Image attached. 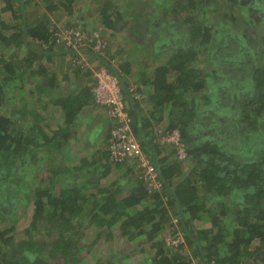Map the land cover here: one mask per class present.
I'll list each match as a JSON object with an SVG mask.
<instances>
[{
	"label": "trees",
	"instance_id": "obj_1",
	"mask_svg": "<svg viewBox=\"0 0 264 264\" xmlns=\"http://www.w3.org/2000/svg\"><path fill=\"white\" fill-rule=\"evenodd\" d=\"M2 1L0 111L6 108L7 113L0 112V264H90L86 253L95 249L99 241L113 243L115 248L117 245L123 247L122 243L126 245L123 252L106 249L104 256L94 264H132L126 246L138 239L134 246L136 250L138 248V253L143 254L146 246L149 249L147 257L143 255L144 264H192V260L197 264H264V152L251 149L255 157L251 153L242 154L238 140L240 134H245L244 137H249L248 134L255 137L257 134L264 141V70L261 64H257L256 55L246 49V43L237 42V38L229 34L221 46H213L209 54H204L213 42L215 26L212 18L209 20L208 12L201 13L202 9L220 2L237 5V0H172L175 5L173 15L179 20L178 24L175 22L171 26L177 25L182 33L174 34L176 36L170 39L173 48L170 56L153 69V109L160 115L166 103L172 102L177 107L176 114H171L163 132L178 130L188 159L196 165H205L194 166L185 173L176 157L171 160L161 157L159 145H153L149 139L151 133L142 137L139 135L140 145L154 165L161 184L160 189L151 192L139 177L127 188H121V177L117 179L111 165L117 167L125 162H109L110 133L106 138V151L99 152V158L91 164L85 161L81 168L75 169L80 172L97 163V171H86L82 180L74 177L76 174L68 169L56 168L55 154L67 139L66 130L73 126L78 113L90 104L94 77L89 68L78 65L73 70H76L77 76L86 79L85 85L75 93L67 91V76L61 79L58 76V53L54 52L58 45L49 31L47 15L33 22L28 9L32 3L30 0ZM44 1L46 12H56L62 7L66 14L73 13V0ZM127 1L121 0L117 10L111 0H103V5H100L97 14L100 15V29L107 46L106 36H113V31L120 35L122 30L117 26L123 19L122 14L132 9L127 6ZM243 1L246 4L250 0ZM34 7L38 8V4ZM197 12H200V17ZM251 12H248L249 24L264 46V21L253 24ZM230 18L232 21L236 19L231 14ZM65 26L71 27V24ZM75 27L82 28L77 24ZM185 35H190V38ZM64 51L69 54L70 66H74L78 54L71 49ZM83 53L91 54L97 65L105 66L118 76L122 88L120 74L128 72V64L116 61V65H112L111 61L118 56L117 53L110 55L106 50L104 56H99L89 48ZM206 61H211L213 65L209 73L204 71ZM208 77L212 79L210 91L215 92L216 116H220L217 120L198 114L201 106L197 102H193L188 109L180 101H184L185 94L201 93L207 86ZM14 79L18 80V86L13 84ZM32 79H40L41 83L29 94L54 101L64 115L65 122L57 130L41 125L39 121L43 119L28 110V106L13 108L16 99L26 100L27 95L23 92L25 82ZM134 89L139 93L141 91L137 86ZM65 91L67 96L60 97ZM122 92L126 105L130 102L127 112L135 132L137 105L131 103L135 99L128 93V88H122ZM210 99L205 98V105H211ZM233 104H240L242 115L232 112ZM156 114H153L156 122L153 129L159 127L157 122L163 116L157 118ZM19 118L27 119L26 128L16 124ZM237 118L241 119L242 128H239ZM190 123L198 133L204 127L206 140L195 144L187 133ZM145 125L149 126V121ZM39 150L45 151L43 160L54 164L53 170L50 172L44 164V169L49 171L44 179L35 182L30 177L27 182L23 175L16 172L21 166L38 163L34 152ZM171 153L174 156V150ZM260 154L262 158H257ZM248 156L255 160H250ZM37 170L33 168V172ZM60 176H67L68 179L63 178L62 181ZM200 189L218 198V203L207 200L199 193ZM30 201V213L18 227L17 223L26 213L24 207ZM87 206L89 209L85 217L83 213ZM91 212H94L93 216ZM16 214L21 216L14 222L12 219ZM173 217L177 218L178 227L184 235V244L177 247L167 246L166 238L162 237V233L173 226ZM85 218L96 227L97 232L88 244L84 240V232H80V222ZM5 222L12 225L11 228H5ZM197 222H202V227L195 228L194 223ZM18 229L24 235L15 239L13 233ZM185 247L190 250L191 256L187 255Z\"/></svg>",
	"mask_w": 264,
	"mask_h": 264
},
{
	"label": "crops",
	"instance_id": "obj_2",
	"mask_svg": "<svg viewBox=\"0 0 264 264\" xmlns=\"http://www.w3.org/2000/svg\"><path fill=\"white\" fill-rule=\"evenodd\" d=\"M76 1L77 0H73V3L71 4L73 11L71 15H63L62 13H65V11L62 7L57 10L59 14L57 12H46V10L44 9L45 1L43 3V0H30V3H32L29 5L30 7L28 9L30 10L29 13H31L33 22L44 17V15L46 14V17L49 20V25L54 22L60 23V21L62 20L64 24H71L75 22V25H81V27L86 31H90L95 28H101L102 24L100 21V15L97 13H99L100 11V1L103 0H97L96 3H94L93 0H84L85 2L83 3V5L81 4L77 10L75 9V7L77 6ZM37 4L38 6L42 5V7L35 8L34 6ZM127 11L122 14L123 19L117 26L119 30H122L120 31V35L113 31V36H109V38L106 36V38L110 43V49L108 51L109 54L113 55V53H117L118 56H116L115 59L122 64H128V72L123 71L120 74L123 90L131 86H137V88L141 90L140 93H142L143 95L141 100L131 101V103L137 105L138 109L134 113V115L136 116L135 119L137 121L135 123L136 133L134 132V135L136 137L139 135L142 137L143 135H149L152 132L151 130L153 129V124L156 123L153 120V114H156L153 109V69L158 65H162V61L164 63L165 60L170 56V52L173 49L170 45V39H172L174 36L172 38H161L160 32L162 30L160 31L159 29L161 25H163V23L162 21H159L156 25L159 26L157 27L158 30L156 31V35L159 33L156 40V45H150L149 42L144 41V44H142V47H144L143 52L141 54L133 53L134 50L138 51L139 48L135 46L132 38H130L133 37V35L128 33V29H130L129 27L132 26V32L134 30L133 28L135 26V23H131L133 21L131 16L132 13L133 16L136 14L134 13V11L136 12V10L132 9V11ZM56 14L60 15V18L55 17ZM141 16L142 15L139 14V18ZM87 21H90L91 24L87 23ZM142 30L143 28L141 29L140 33L142 32ZM176 31H178L177 28ZM175 34H177V32H175ZM156 35L152 36V38L151 35H149L147 36V38L153 39ZM64 50L65 49L62 46H55L54 48V52L58 53V63L56 65L58 76L61 79L64 75H66L67 81L65 84H67V91L75 93L77 92V89L79 87H83L85 85L84 83L86 79L82 76H77L75 73L76 70L71 69L70 59L68 58L69 54H67V52ZM85 56L88 58V61L93 64V66L97 64V61L92 58L91 54L86 53ZM66 96L67 94L65 91V93H61L60 97L65 98ZM194 96V94L190 93L185 94L183 97L184 101L182 99H180V101L185 106L187 105V108L189 109L190 105L195 102L193 101ZM89 100L90 104L85 106L78 113L76 118L73 120V126L66 130L67 139H65L64 141L65 145L64 142H62L63 144L61 145L59 152L55 154V156L57 157V165L61 166L63 169H68L69 171L75 173L76 175H74V177L81 178L82 180L85 178L83 175L86 171L92 170L94 172L98 170L99 167L95 169L97 163L93 164V166H90L86 170L82 169L80 172L77 170L75 171V169L81 168L84 165L85 161L91 164L99 158V152L106 151V138L108 139L109 133L114 127V121L108 116L106 109L95 104L92 91L89 96ZM44 101V109L49 105L48 110L50 109L55 112L56 118H59L56 120V122H62L63 126L65 118L64 115L59 111V105L57 106L56 104H54V101L49 102V99L47 98H44ZM203 101L205 102V97H203ZM56 102H58V99ZM128 103L130 105V102H127V111L129 110ZM176 109L177 107L174 106L172 102L166 103L162 109V114H156L157 118L163 115L161 121L157 122L158 126L166 127L167 122L172 117L171 114H173V116L176 114ZM147 121H149V126L145 125ZM191 124L192 123H190V127L187 129V133L194 139L195 144L203 142L204 139L206 140L203 135L204 127L201 128V133L199 134L197 129L193 130L191 128ZM62 126H59V123L56 124V128ZM60 135H62L63 137V133ZM248 136L251 137L250 134ZM139 138L137 137L138 140ZM160 150L161 157H167L171 160V151L173 150L172 147H161ZM134 167L135 166L133 165L132 161L125 162L123 165L117 167L111 165L112 173L115 176L117 175V179L121 177L119 185L122 189L127 188L129 184L133 183L132 181L136 180L137 170L135 171ZM91 174L89 175L90 177ZM63 178L68 179L67 176H62V181Z\"/></svg>",
	"mask_w": 264,
	"mask_h": 264
},
{
	"label": "rangeland",
	"instance_id": "obj_3",
	"mask_svg": "<svg viewBox=\"0 0 264 264\" xmlns=\"http://www.w3.org/2000/svg\"><path fill=\"white\" fill-rule=\"evenodd\" d=\"M86 1V0H85ZM84 0H77L76 2V7L75 9L77 10L79 8V6L85 2ZM114 7L116 8V10L118 9L116 6H121L120 2L121 0H111ZM240 1V3H239ZM104 2L100 1V5L102 6ZM39 4V3H38ZM127 6H131L130 8L132 9H135L136 12L134 11V13H136L134 16H133V13H132V22L131 23H135V26H134V30H137V31H134L132 32V26H130L128 29V33L129 34H132L133 37H130L132 38L135 46L137 48H139L138 51H135L134 49V52L133 53H136V54H141L143 52V49L144 47H142V44H144V41H147L149 42L150 45H156V40H157V37H158V34L156 35V31L158 30L157 27L159 26H156L157 23L159 21H162L163 25H161L160 27V36L161 38H172L173 36H176L174 35L175 34V31H176V28L178 29L177 25H173L171 26L172 23H175L177 22L178 24V18L177 16H174L173 12L175 10V5L173 4V1L172 0H165L164 3H162L160 0H128L127 1ZM242 4V5H241ZM3 5V1L0 0V6ZM225 6V7H224ZM227 6V7H226ZM42 5L38 6V8H41ZM203 8V6H202ZM228 8V9H227ZM132 9H128L127 12L129 11H132ZM208 12L209 13V20L210 18H212V23L213 25L215 26V31L213 32V42L211 44H209L207 47H208V50L207 51H202L204 52V54H209V52H211L213 50V46H221L222 42L224 41L223 39L226 38V35H231L233 37H236L237 38V42L238 41H241L242 43H246L247 47L246 49L250 52V53H253L255 54V59L257 58L256 62L257 64H261L260 66L263 68L264 70V46L262 45V43L260 42V40L258 38H256V34L254 32V30L252 29V26L249 24V14L248 12L249 11H252L251 12V15H252V18L251 20L253 19L254 22L253 24H260L264 21V0H250L248 3H244L243 0H237V5H232L230 3H226V4H223V3H217V5H211V6H208V7H204L201 11L202 12ZM57 12V11H56ZM59 14V12H57ZM200 12H197V16L200 17V15H198ZM63 15H65L66 13H62ZM139 14H141L142 16L139 18ZM230 14L233 16H235V20L232 21L231 18H230ZM138 16V17H137ZM228 16V17H227ZM57 18H60V15H57L56 16ZM202 18V17H201ZM131 19V18H130ZM59 21V20H58ZM87 23H90V21ZM91 24V23H90ZM50 25H56V26H63L64 25V22H62V20L60 21V23H52ZM69 26V25H68ZM185 26V25H184ZM66 27V26H65ZM71 27H75V22L74 23H71ZM170 27V29H169ZM143 28L142 32L140 33L141 29ZM183 31L185 33H187L186 30L183 29ZM177 32V35H179V33L181 34L182 31L180 32L179 30L176 31ZM151 35V38L152 36L156 35L153 39H148L147 36ZM188 37L190 35H185V37ZM155 41V42H153ZM60 46V45H58ZM63 47V46H62ZM110 49V43L108 42V46H107V52L109 51ZM85 58V57H84ZM239 59H243V58H239ZM88 66L87 68H89L92 72V75H93V70H95V66L97 64H95L93 66V64L91 62L88 61V58L86 57L85 58ZM116 59L114 58V61H111V64L112 65H116ZM205 65H206V68H205V72L209 73L211 70H212V63L211 61H206L205 62ZM71 69L73 70V68L77 67V66H73L71 65L70 66ZM75 70V69H74ZM28 77H25V79H27ZM211 77H208L207 80H206V88L201 92V93H198V94H195L194 98H193V101L197 102L198 104H200L201 106V109L197 112L198 114L200 115H203V116H206V117H209L211 119H214V120H217L219 117L216 116L217 115V109L214 105L215 103V98H214V95H215V92L214 91H210V88L212 87V84H211ZM43 82V81H42ZM39 83H41V80L38 79L36 81H34L33 79L32 80H27L25 82V88L23 90V92L27 95V98L26 100L25 99H16L15 103L13 104V108L16 109L18 107H21L19 109H22V106H28V110H32L33 112H35L36 114H38L39 117H41L43 120L42 121H39L41 122V125H47L49 126V128L51 129H56V124L59 123V126H62V122H56L57 119L59 118H56L55 116V112L52 111V110H48V106L44 109V104H45V101L44 99L42 98H39L38 95H31L29 94L30 90L31 91H34L35 89V86H37ZM13 84H16L17 86L19 85V82L17 79H14L13 80ZM133 87V86H131ZM134 88V87H133ZM29 95H28V94ZM203 97L205 98H211L210 99V104L211 105H205V102L203 101ZM234 105V104H233ZM240 104H235L234 107L232 108V112L234 113H237L238 115L241 114L242 115V111H241V108L239 106ZM5 110L3 111L4 113H7V109L4 108ZM53 109V108H52ZM1 112V111H0ZM1 112V113H3ZM236 114V115H237ZM241 119L237 118V122H240ZM33 122V121H32ZM242 122L239 123V128H242ZM17 125H19L20 127L22 128H26L27 125H28V121L26 118H19L17 119V122H16ZM251 125V123H249ZM248 126V124H247ZM164 130L165 127H158L156 129H152V132L150 134V141L152 142L153 145H156V143L153 142V139H154V136H155V133L157 130ZM25 130V129H24ZM134 133V132H133ZM200 134V133H199ZM254 134V133H253ZM245 134H240L238 140L240 142V146H241V150H242V154H247V153H251L252 155H254L253 150L251 152V149H254L255 150H260L262 152H264V141L262 140V138L260 137V135H255V137H252V134H250L251 137H244ZM249 135V134H248ZM64 142V141H63ZM254 142V143H253ZM53 144H56L55 141H53ZM63 143H61L62 145ZM64 145H65V142H64ZM256 145H258V147H256ZM157 146V145H156ZM54 147V146H53ZM161 147H164V148H167V147H170L169 145H161L159 146V148L161 149ZM45 153V151H36L34 152L35 155H37V161L38 163H36L35 165H26V166H21L19 167V169L17 170L16 174H21L23 175V178L29 182L30 180V177H31V181H35V182H38L40 179H44V176L47 175L49 173V171H47L46 169H44V164L45 165V168L48 167L50 172H52L53 170V166L54 164H51L49 163V161H44V157H42V154ZM174 156L171 157L174 158ZM255 157V155H254ZM248 158L250 160H255L253 159V157H250L248 156ZM257 158H262L261 154L257 156ZM29 160V158H28ZM69 160V158H68ZM67 160V161H68ZM20 162V161H19ZM181 162V161H180ZM56 163V162H55ZM134 165V164H133ZM205 164H200V165H196V163L194 161H191L190 159L186 160V161H182L181 162V166H182V169L185 173H188V171L193 168L194 166H199V167H203ZM59 167V165H56V168ZM33 168L38 169L37 172H33ZM135 171L137 170L136 167H134ZM48 172V173H47ZM139 172L137 173V178L139 177L138 176ZM60 179H62V177L60 176ZM21 182H23L21 180ZM15 187V186H14ZM13 191H16L14 188H13ZM199 193L202 195V196H205L207 200H211L213 201L215 204L218 203V198H216L215 196H213L212 194H206V192L203 190V189H200L199 190ZM31 202H28L27 205H25L24 207V211L26 212L23 219H21L17 224L19 225L18 227H20L22 225V223L24 221H26L28 215H29V211L31 210ZM86 205V204H85ZM88 206L85 207V211H84V216L86 217L87 215V212H88ZM92 216L94 214V212H91L90 213ZM172 214V212H170V215ZM90 215V216H91ZM21 214H16L15 217H13L14 219H12L14 222L16 221V218L17 217H20ZM89 217V216H88ZM19 219V218H18ZM173 219H176V217H173ZM172 219V220H173ZM81 225H82V228L80 229V232L83 231L84 233V240H86V243L88 244L89 242L92 241V239L96 236V227L94 225H90L87 218L83 219L82 222H80ZM194 223V227L197 228L198 226L201 225L202 227V222L201 223ZM198 224V225H197ZM204 224V223H203ZM204 225H207V224H204ZM3 226L5 228H11L12 225H10L8 222H5L3 224ZM193 227V228H194ZM174 230H178V232L184 236L181 232V229L178 227V221H176V224H174L173 226L170 227V229H166L165 232L162 233V237L163 238H168V236L171 234V232H174ZM24 235V232H20V230L18 229V232L16 233H13V236L15 239H19L21 238V236ZM140 239L136 240V244L137 242L139 241ZM134 242V243H135ZM120 244V243H119ZM114 244L113 243H110V242H102V241H99L98 244H96V247L95 249L93 250H90L87 251V256H86V259L88 260V262L90 264H94V262L100 258V257H103L104 254H105V251L106 249H118L120 246L117 245V248L113 247ZM103 248V249H101ZM144 248V247H143ZM129 250V253L131 255H133L135 258V264H143V257H147L146 256V253L147 251L149 250L148 249V246H146V248L144 249L145 251H143V254L142 252L141 253H138V248L136 250L135 247H133L132 249H128ZM185 250L187 251V255L191 256L190 254H192L190 252V250H188L186 247H185ZM133 252V253H132ZM139 254V255H137ZM144 255V256H143ZM140 259V260H138Z\"/></svg>",
	"mask_w": 264,
	"mask_h": 264
},
{
	"label": "built area",
	"instance_id": "obj_4",
	"mask_svg": "<svg viewBox=\"0 0 264 264\" xmlns=\"http://www.w3.org/2000/svg\"><path fill=\"white\" fill-rule=\"evenodd\" d=\"M54 26L56 25H50L49 31L53 34L55 43L78 54L79 58L74 61L75 66H88L85 60L86 56L83 53L86 48H89L94 55H105L107 42L100 28L86 31L80 27ZM93 77L92 95L94 102L105 108L108 116L114 121L108 145L109 162L121 164L132 161L139 171V179L147 186V190L151 192L154 189H160L161 184L158 182L156 169L133 133L131 119L126 110L125 96L118 76L110 72L105 66L98 64L93 70ZM128 93L135 100H141L143 97L133 87L128 88ZM153 142L159 146L169 145L172 147L178 161L188 160L187 149L178 130L163 132L159 129L155 133ZM176 221L178 220L173 219L172 224H176ZM172 233L173 235H171ZM171 234L166 238L167 246L177 247L179 244H184L183 236L178 230H174ZM191 263L197 264L194 260Z\"/></svg>",
	"mask_w": 264,
	"mask_h": 264
},
{
	"label": "flooded vegetation",
	"instance_id": "obj_5",
	"mask_svg": "<svg viewBox=\"0 0 264 264\" xmlns=\"http://www.w3.org/2000/svg\"><path fill=\"white\" fill-rule=\"evenodd\" d=\"M123 244H124L123 247L125 248L126 243H122V245H123ZM134 246H135V243H134L133 241H131V242H129V244H128L126 247H127L128 249H130V248L132 249ZM123 247H119L117 250H118L119 252H123V249H124ZM132 253H133V252H132ZM129 254H130V253H129ZM146 254L148 255V251H147ZM137 255H139V254H137ZM130 256H131V257H130L129 260H131V263H132V264H135V261H134L135 259H134V258H135L136 256L134 257V256L131 255V254H130ZM143 258H144V257H143ZM138 260H140V259H138ZM142 262H143V264H144V259H143Z\"/></svg>",
	"mask_w": 264,
	"mask_h": 264
}]
</instances>
